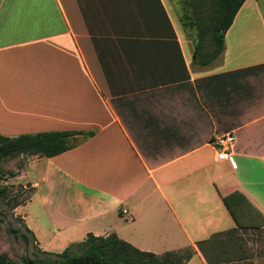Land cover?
Listing matches in <instances>:
<instances>
[{
    "label": "crops",
    "instance_id": "1",
    "mask_svg": "<svg viewBox=\"0 0 264 264\" xmlns=\"http://www.w3.org/2000/svg\"><path fill=\"white\" fill-rule=\"evenodd\" d=\"M179 5L0 0V135L94 132L22 169L33 191L19 209L41 251L114 233L209 264L198 243L241 231L225 197L264 229V0L242 3L207 65ZM223 134L235 143L217 161Z\"/></svg>",
    "mask_w": 264,
    "mask_h": 264
},
{
    "label": "trees",
    "instance_id": "2",
    "mask_svg": "<svg viewBox=\"0 0 264 264\" xmlns=\"http://www.w3.org/2000/svg\"><path fill=\"white\" fill-rule=\"evenodd\" d=\"M244 1L180 0L178 16L186 35L194 44L195 63L207 65L221 53L225 32ZM93 134V131H50L15 137L0 135V164L17 156L53 157L79 145ZM3 194L4 190L1 189L0 195ZM223 201L242 232L247 229H259L260 225L254 224L250 215L235 213L229 197L223 198ZM243 219L248 226L243 225ZM26 231L33 237L27 228ZM241 231L232 229L213 234L208 240L198 243L209 264L213 263L207 255V248L209 247L211 252L221 239L226 238L229 241ZM192 253L191 249H185L155 255L139 251L114 233L107 236L87 234L83 241L70 244L59 253H49L36 248L34 256H24L20 262L9 259L6 253H1L0 264H185Z\"/></svg>",
    "mask_w": 264,
    "mask_h": 264
},
{
    "label": "rangeland",
    "instance_id": "3",
    "mask_svg": "<svg viewBox=\"0 0 264 264\" xmlns=\"http://www.w3.org/2000/svg\"><path fill=\"white\" fill-rule=\"evenodd\" d=\"M28 158L17 156L0 164V190H4L0 195V254L6 253L9 259L18 262L24 256H34L37 248L35 240L26 231L19 209L33 191L21 177ZM230 239H221L209 252L213 260L228 259L234 262L231 264H264V229L245 230Z\"/></svg>",
    "mask_w": 264,
    "mask_h": 264
},
{
    "label": "built area",
    "instance_id": "4",
    "mask_svg": "<svg viewBox=\"0 0 264 264\" xmlns=\"http://www.w3.org/2000/svg\"><path fill=\"white\" fill-rule=\"evenodd\" d=\"M210 143L215 150V159L217 161H226L232 154L235 138L233 134H223L214 137Z\"/></svg>",
    "mask_w": 264,
    "mask_h": 264
}]
</instances>
